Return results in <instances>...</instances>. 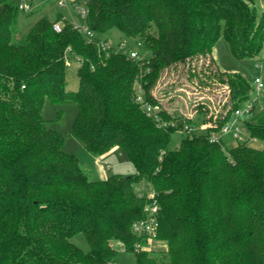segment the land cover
<instances>
[{
  "label": "trees",
  "instance_id": "obj_1",
  "mask_svg": "<svg viewBox=\"0 0 264 264\" xmlns=\"http://www.w3.org/2000/svg\"><path fill=\"white\" fill-rule=\"evenodd\" d=\"M88 7L92 32L116 27L150 53L105 50L61 13L15 42L20 8L0 0V264H109L114 242L134 252L136 264H264V111L243 122L251 140L230 148L211 141L210 133L252 100V85L221 69L215 56V68L198 63L221 35L235 57L258 60L264 5L262 14L250 0H89ZM70 59L78 63L76 90L67 89ZM181 66L199 85L216 76L228 90L220 110L208 98L194 105L213 126L170 149L171 134L194 121L164 105L170 88L161 97L154 89L165 71ZM137 84L177 128L159 127L136 103ZM46 99L76 103L71 133L96 155L122 148L136 172L91 179L64 150L62 134L47 127ZM141 179L160 205L155 240L167 244L160 255L147 247L154 239L133 230L151 199L136 193ZM78 233L88 252L71 241ZM138 242L146 246L137 250Z\"/></svg>",
  "mask_w": 264,
  "mask_h": 264
},
{
  "label": "rangeland",
  "instance_id": "obj_2",
  "mask_svg": "<svg viewBox=\"0 0 264 264\" xmlns=\"http://www.w3.org/2000/svg\"><path fill=\"white\" fill-rule=\"evenodd\" d=\"M11 1L16 6H18L19 3H25L31 7L30 11L19 9L18 23L16 28L17 34L14 38L15 42L22 41L27 35L28 31L40 19L48 17L53 20L59 13L63 15L62 18L65 17L69 19L75 25L81 27L85 25V19L81 17V15L72 6L71 0H66V4L62 6L59 4V0ZM250 2L255 8L257 14H262L264 0H250ZM56 22H59L63 27L61 21ZM96 36L102 40L107 39L115 49H118V47L123 44L124 49H127L128 51L136 50L138 52L139 58L145 57L150 53L142 44H139L137 40L127 37L116 27H113L106 32L96 33ZM211 56H215L216 62L221 67V69L239 72L244 75L252 85V95H255L253 91L254 79L260 74L264 76V49L258 60L254 58L238 59L233 55L228 41L223 35H221L214 48L213 54L201 56L198 63L206 61L212 68H215V61H212ZM261 64L263 65V69L260 68ZM77 66V62H74L71 59L68 61V65L66 67V78L68 82L67 89L69 90H76L78 88L79 77L77 75ZM216 79V76L213 78L209 77L207 84L201 83V85H199L197 78L189 77V69L185 66H181L178 71H165L158 84L155 86L154 93L161 97L163 92H165L164 90L170 88L171 92L164 97V105L169 107V109L172 111L177 109L184 117L193 119L194 123L191 128V130H193L192 132H204L202 126L205 124V115L199 112L197 113L193 109H195L194 105L197 104L199 99L208 98L211 104H215L214 108L220 110L221 103H218V101L221 102V99L222 101L226 99L224 95L228 89L226 85H220ZM204 85H208L210 87H204ZM209 90H212L213 92L210 93L211 91ZM256 100V105L258 108L262 106L264 107V91L260 93ZM61 110L62 112H60ZM262 111H264V109L256 111L257 113L254 112L253 114H250V119L255 118L257 116L256 114ZM77 113L78 105L74 102L56 104L50 99H46L43 106L42 115L46 120L47 127L56 129L62 134L65 140L64 150L68 153L75 154L79 158L82 167L86 170L91 179H97L103 175L101 166H104V169L106 170L104 173L105 175L120 173L129 176L134 174L136 169L122 148H113L109 152L102 154V158L104 159L103 162H98L96 160L97 155L88 151L83 142L71 133V127L77 116ZM208 117L209 116L207 115V118ZM186 135L187 133L184 132L183 129L174 131L171 134L169 148L177 149L181 140ZM242 136L244 140L251 138L250 132L246 127H244L242 131ZM241 141V138L234 139V141L231 142L232 144H229L226 147L230 148ZM253 144L256 145L257 143ZM258 145L260 144L258 143ZM107 166H109L110 169H108ZM134 189L139 195L146 197H150L152 195V187L150 182L146 179H141L135 182ZM71 241L85 252L90 250V245L83 233L76 234L71 238ZM114 245L118 251L114 257V260L109 264H136V256L134 252L125 251L122 245L118 242H114ZM147 247H152L153 252L160 255L166 249L167 244L165 242H157V240H155L151 241Z\"/></svg>",
  "mask_w": 264,
  "mask_h": 264
},
{
  "label": "built area",
  "instance_id": "obj_3",
  "mask_svg": "<svg viewBox=\"0 0 264 264\" xmlns=\"http://www.w3.org/2000/svg\"><path fill=\"white\" fill-rule=\"evenodd\" d=\"M88 1L89 0H71L72 6L76 9V11L85 19V25L83 27L76 25L80 32L85 36V38L88 41H93L94 39L99 40V45L102 46L105 50H112L117 52H124L127 51V49H124V45H120L118 49H115L110 42L107 40L99 39L96 36L95 32H92L89 27L86 24V19L89 14V7H88ZM59 4L62 6L66 4V0H59ZM19 8L30 11L31 7L29 5H26L25 3H19ZM55 31L60 32L62 30V25L59 22H55L53 25ZM139 44H141L139 42ZM131 57L133 58H139L138 52L136 50H130L129 51ZM260 68L263 69V65H260ZM253 91L255 95L253 94L252 100L244 103L241 107L234 110L231 117L221 125L220 129L218 131H212L210 133V139L211 141H223L224 136H231L234 139H242L241 142L250 140L247 138L246 140L243 139L242 131L244 129V118L246 116H249L255 110H257L256 105V99L259 97L260 93L264 91V76L259 75L254 79L253 82ZM135 101L136 103L149 115L152 116L157 123L159 127L162 128H168V127H178V122L175 119H166L163 117L161 109L158 105L152 104L145 96L143 87L140 84L136 85V95H135ZM264 107H260L258 110H263ZM213 123L209 122L206 124H203L202 128L204 131H206V128L212 127ZM192 127H190L188 124H186L183 127L184 132L188 133H195L191 130ZM182 130V129H181ZM202 133V132H198ZM150 201L146 204L144 210L146 213V217L138 220L133 225L134 232L139 236H146L148 239H155L157 235V229L159 227V219H158V213L160 209V205L155 200L154 194L152 192V195L150 196ZM146 245H143L142 243L138 242L136 244V249L140 250L141 248L145 247Z\"/></svg>",
  "mask_w": 264,
  "mask_h": 264
},
{
  "label": "crops",
  "instance_id": "obj_4",
  "mask_svg": "<svg viewBox=\"0 0 264 264\" xmlns=\"http://www.w3.org/2000/svg\"><path fill=\"white\" fill-rule=\"evenodd\" d=\"M107 40V39H106ZM108 41V40H107ZM109 42V41H108ZM257 101V100H256ZM259 108H257V110H255V112L256 111H259L258 110ZM257 113V112H256ZM250 117L251 116H246L244 119L245 120H249L250 119ZM253 117V116H252ZM223 141H224V143L226 144V146H228L229 144H232L231 142H233L234 141V138L233 137H231V136H224L223 137ZM234 146V145H233ZM120 147H115V149H119ZM96 160L98 161V162H103L104 161V159L102 158V155H97L96 156ZM108 167V169H110V167L109 166H107ZM101 171H102V174L103 175H101V177H99V178H97V179H102V178H106L108 175H105L104 173L106 172V170L104 169V166H101Z\"/></svg>",
  "mask_w": 264,
  "mask_h": 264
}]
</instances>
